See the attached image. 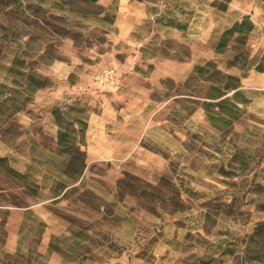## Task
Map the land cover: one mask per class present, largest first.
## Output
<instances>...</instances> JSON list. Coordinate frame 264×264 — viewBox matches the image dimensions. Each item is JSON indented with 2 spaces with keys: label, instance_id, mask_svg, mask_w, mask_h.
Here are the masks:
<instances>
[{
  "label": "rangeland",
  "instance_id": "1",
  "mask_svg": "<svg viewBox=\"0 0 264 264\" xmlns=\"http://www.w3.org/2000/svg\"><path fill=\"white\" fill-rule=\"evenodd\" d=\"M263 53L264 0H0V264H264Z\"/></svg>",
  "mask_w": 264,
  "mask_h": 264
},
{
  "label": "trees",
  "instance_id": "2",
  "mask_svg": "<svg viewBox=\"0 0 264 264\" xmlns=\"http://www.w3.org/2000/svg\"><path fill=\"white\" fill-rule=\"evenodd\" d=\"M252 29V24L250 23V21L248 20L247 17H244L242 19L241 22H237L235 24H233L231 27L227 28L219 42L217 43V50L218 51H221L223 50V48H225L227 46V43L229 42V40L234 37L235 40H237L238 42L240 43H243V41L245 40L247 34L251 31ZM260 61L258 62V64L254 65V64H249V61H247L245 58H242L240 55H234L232 61H233V65H237L239 62H241L239 65V68H249L250 66H252L255 70L259 71V72H262L264 70V53L262 55H260ZM197 69H200L198 67L195 68V71ZM225 79H226V83L223 84V86H213V89L215 91H217V94L216 95H213V96H208L207 98L209 99H212V100H219V101H216L214 102V104H211V103H207L205 104V106H211V105H214V106H219L221 101H227L229 100L228 97H225L223 98V96L230 92V91H233V94H232V97L231 99L235 98L237 95H238V91H236V89L239 87V83H238V77H235V76H232V75H225L224 76ZM34 83H36L37 87L40 88V87H43L42 83L41 82H37L36 80H33ZM54 115H55V119L58 123V125L60 126L61 122H62V118L60 116V114H58L55 111H53ZM63 134H60L58 135L59 137V140H60V137H62Z\"/></svg>",
  "mask_w": 264,
  "mask_h": 264
},
{
  "label": "built area",
  "instance_id": "3",
  "mask_svg": "<svg viewBox=\"0 0 264 264\" xmlns=\"http://www.w3.org/2000/svg\"><path fill=\"white\" fill-rule=\"evenodd\" d=\"M102 78L107 81V80H112V74L111 71L106 70L103 72Z\"/></svg>",
  "mask_w": 264,
  "mask_h": 264
}]
</instances>
